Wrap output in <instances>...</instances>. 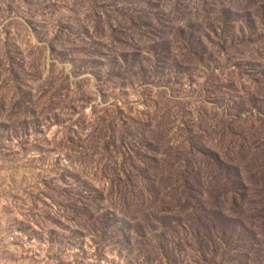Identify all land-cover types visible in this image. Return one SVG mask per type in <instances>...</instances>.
Wrapping results in <instances>:
<instances>
[{"label": "rangeland", "instance_id": "rangeland-1", "mask_svg": "<svg viewBox=\"0 0 264 264\" xmlns=\"http://www.w3.org/2000/svg\"><path fill=\"white\" fill-rule=\"evenodd\" d=\"M0 264H264V0H0Z\"/></svg>", "mask_w": 264, "mask_h": 264}]
</instances>
